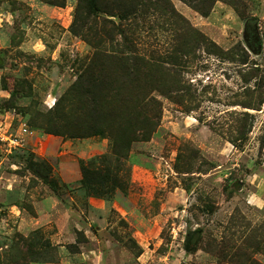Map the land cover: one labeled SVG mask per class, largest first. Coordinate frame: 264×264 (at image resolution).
<instances>
[{"label":"rangeland","instance_id":"rangeland-1","mask_svg":"<svg viewBox=\"0 0 264 264\" xmlns=\"http://www.w3.org/2000/svg\"><path fill=\"white\" fill-rule=\"evenodd\" d=\"M171 1L225 51L244 48L249 65L237 66L204 45L182 57L181 72L198 106L155 92L163 106L160 126L151 140L132 145L129 180L120 176L124 188L109 185L101 197L84 187L83 166L101 172L112 167L101 163L111 140L58 136L29 125L66 96L94 53L71 31L79 0H0L3 264H13L19 244L36 230L54 246V258L30 264H235L214 244L232 238L241 245L264 226V104L259 110L232 104L247 96L241 71L259 69L257 80L264 78V0ZM148 22L152 29L130 37L138 54L169 58L180 44L175 28L162 12ZM244 112L255 120L238 146L231 138ZM33 161L45 162L55 186L34 172ZM189 232H195L191 252L185 247ZM255 257L264 264V254Z\"/></svg>","mask_w":264,"mask_h":264},{"label":"trees","instance_id":"trees-1","mask_svg":"<svg viewBox=\"0 0 264 264\" xmlns=\"http://www.w3.org/2000/svg\"><path fill=\"white\" fill-rule=\"evenodd\" d=\"M159 12L164 13L175 28L174 37L178 38L180 44L169 58L150 59L138 54L134 39L130 40V37L151 28L148 21L154 13ZM71 29L91 44L94 53L66 96L49 112L36 113L29 125L58 136H102L111 140V152L101 156V163H110L112 167L101 172L83 166V185L95 196L106 197L112 190L109 185L124 188L120 176H126L129 180L131 168L126 161L130 158L132 145L134 142L151 140L162 122L163 106L155 92L180 104L186 105V100H190V109L198 106L192 104L196 95L181 72L182 57L195 56L197 48L204 45L210 54L238 62L237 66H248L250 62V55L244 48L225 51L211 41L177 13L171 0H79ZM259 72V69L240 72L247 85V96L245 100H235L232 104L250 110L261 108L264 104V78L257 80ZM253 79L255 84L251 85ZM11 97L15 98L14 94ZM254 120L252 113H242L238 120V133L231 138L233 143L239 146L248 138ZM260 143L261 150H264V133ZM33 162L31 168L34 172L55 186V181L50 179L44 166L45 162ZM251 231L241 245L233 242L232 238H223L214 246L232 263L262 264L255 254H264V226ZM40 234L41 231L36 230L19 244L22 250L13 264L53 260L54 246L42 240ZM194 234L189 232L186 238L185 247L190 252ZM73 245L76 247V243ZM0 264H3L1 259Z\"/></svg>","mask_w":264,"mask_h":264},{"label":"flooded vegetation","instance_id":"flooded-vegetation-1","mask_svg":"<svg viewBox=\"0 0 264 264\" xmlns=\"http://www.w3.org/2000/svg\"><path fill=\"white\" fill-rule=\"evenodd\" d=\"M251 29H252V33H251V34L254 36V37H253V39H254L255 36H256L254 33H256V31H255V29L253 30V28H251Z\"/></svg>","mask_w":264,"mask_h":264},{"label":"built area","instance_id":"built-area-1","mask_svg":"<svg viewBox=\"0 0 264 264\" xmlns=\"http://www.w3.org/2000/svg\"><path fill=\"white\" fill-rule=\"evenodd\" d=\"M24 130L27 131V128H25Z\"/></svg>","mask_w":264,"mask_h":264}]
</instances>
